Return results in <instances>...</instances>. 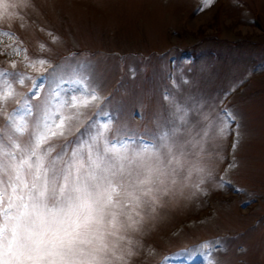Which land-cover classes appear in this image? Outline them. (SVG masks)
<instances>
[{
	"label": "rangeland",
	"instance_id": "1",
	"mask_svg": "<svg viewBox=\"0 0 264 264\" xmlns=\"http://www.w3.org/2000/svg\"><path fill=\"white\" fill-rule=\"evenodd\" d=\"M31 4L0 8V29L12 33L16 44L22 41L30 57L48 59L47 72L85 61L95 68L102 99L85 110L66 139L84 132L90 119H109L107 113L113 134L119 130L147 141L172 127L176 105L187 111L181 140L189 138L184 129L195 135L212 123L203 142L207 171L202 190L191 186L200 179L194 174L183 195L177 189L140 232L126 234L135 251L129 264L209 260L264 264V0H212L207 7L204 0H31ZM49 32L59 40L53 43ZM213 37L234 39L240 45L225 46L226 41L217 43ZM0 42L4 53L0 69L26 73L39 85L33 88L32 81H26L4 106L8 113L17 100L33 92L43 97L54 85L44 78L47 72L26 67L22 55L4 49L12 43L8 36L0 34ZM40 43L48 50L42 52ZM180 48L186 55L179 54ZM13 60L15 69L10 65ZM222 111L236 117L226 138L217 135ZM4 124L0 116V127Z\"/></svg>",
	"mask_w": 264,
	"mask_h": 264
},
{
	"label": "snow or ice",
	"instance_id": "2",
	"mask_svg": "<svg viewBox=\"0 0 264 264\" xmlns=\"http://www.w3.org/2000/svg\"><path fill=\"white\" fill-rule=\"evenodd\" d=\"M211 3L204 0L205 7ZM31 6V0L14 5L0 0V8ZM2 34L13 42L5 50L22 55L26 67L47 72L48 59L30 57L22 41L16 44L12 33ZM48 35L53 43L59 40ZM39 48L48 50L44 43ZM16 64L11 61V68ZM44 78L54 85L47 95L33 92L5 113L4 106L19 95L16 84L39 85L26 73L0 70V116L5 119L0 127V264H129L135 251L126 234L140 232L177 189L183 195L194 174L200 179L191 186L202 190L203 142L212 123L195 135L184 129L189 138L181 140L187 111L176 105L179 123L146 141L119 130L113 134L110 114L104 113L109 119H90L84 132L68 140L74 123L102 99L95 68L87 61L57 65ZM68 84L72 87L64 88ZM217 119V135L226 138L236 117L222 111ZM57 138H65L64 143H52Z\"/></svg>",
	"mask_w": 264,
	"mask_h": 264
}]
</instances>
